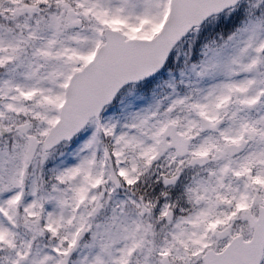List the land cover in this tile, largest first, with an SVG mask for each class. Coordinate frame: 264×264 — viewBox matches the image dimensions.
<instances>
[{"label": "snow or ice", "instance_id": "snow-or-ice-1", "mask_svg": "<svg viewBox=\"0 0 264 264\" xmlns=\"http://www.w3.org/2000/svg\"><path fill=\"white\" fill-rule=\"evenodd\" d=\"M0 264H264V0H0Z\"/></svg>", "mask_w": 264, "mask_h": 264}]
</instances>
